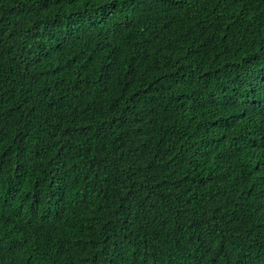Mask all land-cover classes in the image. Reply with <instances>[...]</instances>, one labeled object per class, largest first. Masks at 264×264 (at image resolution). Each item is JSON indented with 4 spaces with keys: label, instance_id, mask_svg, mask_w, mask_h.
<instances>
[{
    "label": "trees",
    "instance_id": "1",
    "mask_svg": "<svg viewBox=\"0 0 264 264\" xmlns=\"http://www.w3.org/2000/svg\"><path fill=\"white\" fill-rule=\"evenodd\" d=\"M0 264H264V0H0Z\"/></svg>",
    "mask_w": 264,
    "mask_h": 264
},
{
    "label": "clouds",
    "instance_id": "2",
    "mask_svg": "<svg viewBox=\"0 0 264 264\" xmlns=\"http://www.w3.org/2000/svg\"><path fill=\"white\" fill-rule=\"evenodd\" d=\"M239 158H241L240 152L237 151L236 155L234 157L231 158L232 161H237L239 160ZM38 230H41L40 228Z\"/></svg>",
    "mask_w": 264,
    "mask_h": 264
}]
</instances>
